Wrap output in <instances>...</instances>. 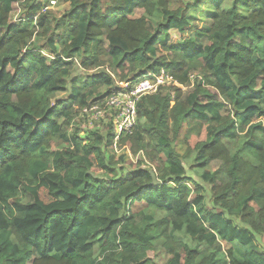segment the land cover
<instances>
[{"label":"trees","instance_id":"1","mask_svg":"<svg viewBox=\"0 0 264 264\" xmlns=\"http://www.w3.org/2000/svg\"><path fill=\"white\" fill-rule=\"evenodd\" d=\"M20 1L0 0V264H155V239L165 264H264V0H194L201 28L168 0H62V14L24 0L29 17L12 24ZM34 36L42 43L28 49ZM77 61L91 75L52 104ZM147 70L191 89L141 98L118 145L148 168L140 159L123 173V157L106 153L110 124L86 137L69 125ZM191 155L212 209L187 176ZM212 162L221 166L209 173ZM222 243L244 251L221 262Z\"/></svg>","mask_w":264,"mask_h":264},{"label":"rangeland","instance_id":"2","mask_svg":"<svg viewBox=\"0 0 264 264\" xmlns=\"http://www.w3.org/2000/svg\"><path fill=\"white\" fill-rule=\"evenodd\" d=\"M184 3L187 6V11H188V21L190 23H193L196 25L197 28H201L202 27V7H198L195 3L194 0H168V5L169 8L172 10H175L178 8V6ZM49 10L55 12V13H59L62 14L64 12H66L69 9V4L63 2L62 0H52L50 2L49 5ZM29 17V5H27L24 0H21L20 2L16 3L13 5V10L12 13L10 15V19L9 22L12 24H20L22 22H24L27 18ZM159 18H154L153 21L157 22ZM170 35L173 39H179L180 35L178 33H176L175 31H171ZM193 36V35H192ZM195 36L192 37V39H194ZM42 43V41L34 36L32 39L31 44L29 45L28 49L31 48V45L35 46H40ZM203 43L205 44V40H203ZM101 69H98L97 71H93L92 74L94 73H98ZM86 75H91V73H86L84 72L82 69H80L79 67V61L76 62L74 69L72 70V72L70 73V75L67 78V92L65 93H58L55 96H53L54 98H52L51 102L52 104H54L56 101H60V100H64L66 99V97L68 96L69 92H70V82L73 78L76 77H81V76H86ZM190 87L193 86V83H195L196 81H198V78L196 77V75H191L190 76ZM166 89V88H165ZM181 90V92L183 94H185L187 91H189L191 88H187V87H183L179 88ZM104 91V89L102 90ZM165 93V91H164ZM107 123V122H106ZM106 123L103 125V130L100 131V133L102 135H104L107 132V127L109 126V124L106 125ZM73 131H77L78 134L82 137H86L88 136L89 132H91L90 128L88 127V121L86 119V117L80 115V113H76L72 122L69 125V133H72ZM204 136V134L201 136L200 139H202ZM198 139L193 138L191 141H196ZM193 145V143L191 144V146ZM178 150L181 152L185 151V146L183 145V143L180 141L179 145L177 146ZM120 151L118 153V155L114 154L113 151L108 150L106 151V153H108L109 155H113L114 157V161H117L118 159H120V157H123V161L122 162H118V168H121V171L123 173L128 172L129 170L133 169L134 167L137 166V163L140 161V159H144V164L142 165V167H147L148 168V162L145 160L143 154L139 153L138 155H133L132 153H130V150L127 146H122L119 147ZM193 155H191L186 161H185V168L187 171V176L191 177L192 179H194L195 181H197L200 185H202L204 187V197H205V202H206V206L209 209H212V202L210 199V188L208 185H205L203 182L200 181L199 178V174L201 173L200 170L196 169L195 167H193ZM119 161V160H118ZM221 166L220 162H212L207 166V171L209 173H213L217 170H219ZM223 177V178H222ZM221 178L223 180H226L225 176L222 174ZM21 200L25 203L28 201L27 197L22 196ZM154 217L156 219H160L163 217V214L160 212H155ZM13 242L14 239H11ZM256 246L259 248H263L264 249V236H257L256 237ZM222 247V251L217 255L218 260L223 262L225 259V251L228 248H232L233 251L239 256V251L243 252L244 249L242 250H237L236 246H232L229 244H225L222 243L221 244ZM148 257L151 258L155 264H165L166 260L168 259V255L166 254L164 248H163V239H155L153 242V250L151 252L148 253Z\"/></svg>","mask_w":264,"mask_h":264},{"label":"built area","instance_id":"3","mask_svg":"<svg viewBox=\"0 0 264 264\" xmlns=\"http://www.w3.org/2000/svg\"><path fill=\"white\" fill-rule=\"evenodd\" d=\"M169 86L182 88L165 71L155 73L147 70L132 81L118 84L116 91L95 100L79 113L86 117L91 131H102L106 122V125H111L112 151L118 155L120 138L130 135L136 126L138 102L141 98L158 94Z\"/></svg>","mask_w":264,"mask_h":264},{"label":"water","instance_id":"4","mask_svg":"<svg viewBox=\"0 0 264 264\" xmlns=\"http://www.w3.org/2000/svg\"><path fill=\"white\" fill-rule=\"evenodd\" d=\"M151 178H152L151 185H159L160 184V181H157L156 176L153 172L151 173Z\"/></svg>","mask_w":264,"mask_h":264}]
</instances>
